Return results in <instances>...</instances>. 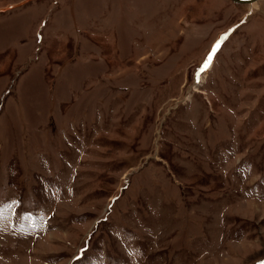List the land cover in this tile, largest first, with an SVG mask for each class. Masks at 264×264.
I'll list each match as a JSON object with an SVG mask.
<instances>
[{
	"label": "rangeland",
	"instance_id": "374dc122",
	"mask_svg": "<svg viewBox=\"0 0 264 264\" xmlns=\"http://www.w3.org/2000/svg\"><path fill=\"white\" fill-rule=\"evenodd\" d=\"M0 264H264V0H0Z\"/></svg>",
	"mask_w": 264,
	"mask_h": 264
},
{
	"label": "water",
	"instance_id": "95a60500",
	"mask_svg": "<svg viewBox=\"0 0 264 264\" xmlns=\"http://www.w3.org/2000/svg\"><path fill=\"white\" fill-rule=\"evenodd\" d=\"M235 3H238V4H243V5H249V4H252V3H255V2H259V1H262V0H231Z\"/></svg>",
	"mask_w": 264,
	"mask_h": 264
},
{
	"label": "bare ground",
	"instance_id": "6f19581e",
	"mask_svg": "<svg viewBox=\"0 0 264 264\" xmlns=\"http://www.w3.org/2000/svg\"><path fill=\"white\" fill-rule=\"evenodd\" d=\"M235 3V2H234ZM255 3H257V2H255ZM238 4V3H237ZM254 3H252V4H249V5H253Z\"/></svg>",
	"mask_w": 264,
	"mask_h": 264
}]
</instances>
